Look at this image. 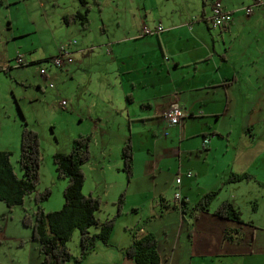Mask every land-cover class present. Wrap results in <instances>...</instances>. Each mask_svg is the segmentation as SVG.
<instances>
[{
    "label": "rangeland",
    "instance_id": "1",
    "mask_svg": "<svg viewBox=\"0 0 264 264\" xmlns=\"http://www.w3.org/2000/svg\"><path fill=\"white\" fill-rule=\"evenodd\" d=\"M84 1L0 0V150L8 149L12 152L11 163L17 170L22 125L26 123L37 132L42 155L37 190L51 189L50 196L40 206L45 211H54L59 210L64 203L66 179L57 177L52 155L54 152L67 153L75 137L89 134L91 157L82 167L85 174L82 191L85 195L93 192L92 195L100 198L101 208L96 216L102 221L116 214L114 202L118 198L117 185L121 184L119 193L125 192V205L123 213L115 217L109 238L111 246H121L127 237L132 238L134 234L138 236L142 227L151 228L160 224L147 217L151 214L147 209L149 203L145 201L144 194L139 192L140 189L148 188L147 192H151L162 186L168 190L165 196H172L178 190L175 177L179 161L176 153L172 154L171 146H178L180 132L176 127H167L162 112L161 116L150 119L147 116L154 110H144L139 104H131L128 116L124 118L122 107L125 85L117 76L118 61L111 54V47H115V55L130 60V54L147 50L152 44L151 40L157 44L155 35L143 36L126 44L121 42L134 26L139 23L150 26L149 18L156 14L186 17L189 10L191 16H200L198 10L202 7V0ZM86 9V28L78 20L69 24L64 22V16H70L76 11L83 13ZM189 23L194 26L192 20ZM217 29L211 31L215 43L226 47L229 44L230 49L236 53L246 52L240 44L241 37L246 38L242 36V27L230 34L223 33L222 38ZM74 40L76 44L71 50L76 47L85 50L82 54L75 52L70 64L61 68L50 62L17 66L18 56L25 62L43 61L58 55L62 45ZM260 67L264 70V62L260 63ZM42 68L46 70V79L40 72ZM137 71L139 69L136 68ZM251 106L253 104H248L247 109L253 110ZM243 112L233 108L230 115L223 116L222 109L217 113L218 119L215 116L212 118L220 130L250 134L251 130L243 126L246 122L245 117L241 116ZM232 115H237L238 119L234 120ZM249 115L251 120L258 118V112L246 110L245 116ZM189 119L187 116L181 123ZM205 124L201 121L194 124V128L198 130ZM119 131L123 132L122 136H126V139L130 137L137 155L130 179L122 171L121 149L116 143ZM7 132L12 138L6 135ZM162 159L164 161L159 164ZM250 185L254 188L250 200L263 206L264 198L261 195L264 190L255 182H250ZM218 197L219 194L211 202L217 201ZM133 205H138L139 210L133 212ZM241 206L245 216L249 214L251 203H241ZM34 209L33 195L27 196L23 204L12 208L0 201V264H41L42 256L38 252V242L32 239V229L22 224L23 215L27 213L33 217ZM174 214L177 215V212ZM263 218L259 217V220L262 222ZM146 220L151 222H144ZM91 231L95 232L96 228H91ZM67 246L73 255L79 254L78 229L73 231ZM106 249L117 251L115 247ZM113 256L109 258V264H118L117 257ZM102 257V254H95L91 264H97Z\"/></svg>",
    "mask_w": 264,
    "mask_h": 264
},
{
    "label": "crops",
    "instance_id": "2",
    "mask_svg": "<svg viewBox=\"0 0 264 264\" xmlns=\"http://www.w3.org/2000/svg\"><path fill=\"white\" fill-rule=\"evenodd\" d=\"M221 2L231 12V21L224 27L210 26L212 0L209 3L202 0V7L198 10L200 16H191L189 10L186 17L156 14L149 18L152 26L144 23L134 26L121 42L126 44L143 36L155 35L157 44L151 40L152 44L147 50L130 54V60L115 55V47H111V54L118 61L117 76L125 85L124 108L121 103L124 118H127L131 104H139L144 110H154L147 116L152 119L161 116V112L163 115L174 103H178L191 118L181 125L167 126L176 127L180 132L178 146H171V150L179 161L175 177V184L178 185L176 191L185 197L188 213L183 217L182 209L173 208V205L178 206L173 199L175 192L172 196H165L168 190L162 186L151 192H147L148 188L139 191L149 203L147 209L151 214L147 217L160 224L151 228L142 227L138 236L146 232L155 235L161 264H264V218L262 222L259 220V217H264V205L250 200L254 194L250 182H255L264 190V129H261L264 127V70L260 67V63L264 62V8L254 6L247 15L245 7L252 5L253 0ZM145 17L148 18L147 15ZM191 20L194 26L189 23ZM159 25L162 29L157 32ZM144 26L152 33L144 34ZM238 27L243 28L242 36L246 37H241L240 43L245 47V53L232 51L229 44L226 47L215 43L212 30L218 28L217 32L222 38L223 33L230 34ZM72 50L73 61V54L78 51L82 54L85 49L76 47ZM39 62L45 61H30L26 65ZM7 67L11 68L10 65ZM136 68L139 71L136 72ZM248 104H253V110L247 109ZM233 108L236 111L244 110L241 116L245 117L246 122L243 126L251 130L250 134H236L231 130L225 132L213 121L212 117L218 119L217 113L222 109L224 116L230 115ZM246 110L258 112V118L251 120L250 115L246 117ZM231 117L238 119L237 115ZM201 121L206 124L195 130L194 124ZM122 133L119 131L116 139L120 149L127 140ZM6 135L11 137L9 133ZM204 138L209 139L206 148H203ZM136 156L134 151V169ZM163 161L159 160V164ZM189 171L192 173L190 177L186 174ZM246 173L252 178L228 181L231 174ZM154 183L158 186L156 181ZM117 187L116 195L119 196L121 184ZM213 190H218L220 197L211 202L210 211L190 214L200 197ZM261 197L264 198V193ZM224 201L241 210L243 223L212 214V209ZM241 203H251V210L246 216ZM131 209L136 212L139 206L133 205ZM225 231L232 239L224 236ZM132 239L127 237L121 246L97 241L81 262L69 261L66 264H91L95 254L103 255L98 263L94 261L97 264H109L108 260L113 255L117 257L118 264H136L123 254ZM112 247L117 251L106 249Z\"/></svg>",
    "mask_w": 264,
    "mask_h": 264
},
{
    "label": "trees",
    "instance_id": "3",
    "mask_svg": "<svg viewBox=\"0 0 264 264\" xmlns=\"http://www.w3.org/2000/svg\"><path fill=\"white\" fill-rule=\"evenodd\" d=\"M80 1L85 3L84 0ZM63 20L66 24L78 20L81 26L86 28L87 9L83 13L76 11L70 16L66 15ZM47 59L43 61L47 62ZM3 71L7 72V70ZM11 156L10 150H0V201L4 202L8 208H12L23 204L27 196L33 195L35 204L33 217L25 213L22 217V224L32 229V239L38 242V252L42 256L41 264H66L69 261L79 263L95 247L97 241L108 244L115 217L123 213L125 192H121L114 202L117 207L116 214L100 221L96 216L101 208L100 198L91 193L85 195L82 191L85 180L82 166L91 157L89 134H80L75 137L67 153L54 152L52 155L57 177L66 179V186L63 189L64 203L59 210L45 211L40 206V203L50 196L51 189L37 190L42 161L40 140L37 132L29 128L26 123L21 127L17 170L11 163ZM133 158L134 148L128 138L121 147L122 171L127 179H130L133 174ZM251 178L252 176L247 173L231 174L228 181ZM217 195L218 190L202 195L190 214L195 211L209 212L211 200ZM186 205L184 202L181 206L173 205V208L182 209V215L185 217L188 213ZM211 212L218 217L243 223L241 210L230 202H221ZM91 228H96V231L92 232ZM75 229L79 231L80 250L78 255L73 256L67 243ZM224 236L232 239L228 231H225ZM123 254L136 264H161L157 251V239L150 232L141 236L134 234L132 243L123 250Z\"/></svg>",
    "mask_w": 264,
    "mask_h": 264
},
{
    "label": "built area",
    "instance_id": "4",
    "mask_svg": "<svg viewBox=\"0 0 264 264\" xmlns=\"http://www.w3.org/2000/svg\"><path fill=\"white\" fill-rule=\"evenodd\" d=\"M254 6H261L264 8V0H253L252 5L245 7L246 14H250ZM210 20L212 21L213 27H224L228 25L229 22L231 21V12L225 9L221 0H212ZM161 29L162 26L159 25L157 27V31H160ZM144 32L148 34L152 33V31H150L146 26H144ZM75 44L76 41L74 40L73 42H68L67 45H62L59 48L58 55L54 57H49L46 61L50 62L52 65L59 68H61L63 65L67 63L72 62L73 51L71 50V47ZM25 64L26 62L22 59V57L18 56L17 66L25 65ZM40 72L42 76L46 79V70L42 68ZM50 86L52 85L50 84ZM162 116L167 126L169 125L175 126L181 124L182 119L185 116H187V113L178 103H174L166 111H164ZM208 142H209L208 138L203 139V148L207 147ZM190 175H192V173L190 171L187 172V176ZM173 199L178 203L179 206H181L184 202H186L185 197L182 196L179 191H175Z\"/></svg>",
    "mask_w": 264,
    "mask_h": 264
}]
</instances>
